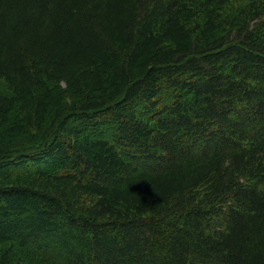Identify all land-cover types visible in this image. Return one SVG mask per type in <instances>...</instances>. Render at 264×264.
<instances>
[{"label": "trees", "instance_id": "obj_1", "mask_svg": "<svg viewBox=\"0 0 264 264\" xmlns=\"http://www.w3.org/2000/svg\"><path fill=\"white\" fill-rule=\"evenodd\" d=\"M229 5L0 0V264H264V0Z\"/></svg>", "mask_w": 264, "mask_h": 264}, {"label": "rangeland", "instance_id": "obj_2", "mask_svg": "<svg viewBox=\"0 0 264 264\" xmlns=\"http://www.w3.org/2000/svg\"><path fill=\"white\" fill-rule=\"evenodd\" d=\"M250 0H230V5L227 6V11H233L238 9L239 7H242L244 4H246ZM1 90L7 91V86L5 83H1Z\"/></svg>", "mask_w": 264, "mask_h": 264}]
</instances>
